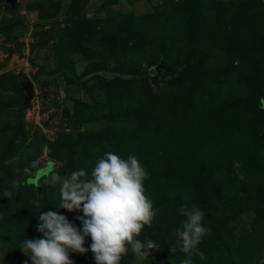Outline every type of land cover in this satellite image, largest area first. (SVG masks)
<instances>
[{"label": "rangeland", "instance_id": "rangeland-1", "mask_svg": "<svg viewBox=\"0 0 264 264\" xmlns=\"http://www.w3.org/2000/svg\"><path fill=\"white\" fill-rule=\"evenodd\" d=\"M105 151L149 172L158 214L139 238L160 247L144 264L184 257L169 250L181 204L211 230L194 264H264V0H0V264H24L21 240L42 235L33 201L58 207L50 170L90 171Z\"/></svg>", "mask_w": 264, "mask_h": 264}, {"label": "clouds", "instance_id": "clouds-1", "mask_svg": "<svg viewBox=\"0 0 264 264\" xmlns=\"http://www.w3.org/2000/svg\"><path fill=\"white\" fill-rule=\"evenodd\" d=\"M238 164L235 161L234 167ZM148 177V170L136 155L121 156L114 151H105L97 157L90 171L76 168L61 175L50 170L44 183L58 188V207L40 212L44 206L33 201V211L39 213L35 232L42 235L24 237L17 248L31 264H73L70 252L87 251L93 254L94 264H120L128 253L137 264H144L149 250L160 247L151 238H139L141 230L150 227L158 214L145 192L144 182ZM15 186L13 180L12 188ZM12 194L6 188L2 197L9 199ZM61 208L78 211L79 226L60 213ZM177 212L184 219L173 230L175 242L169 245V250L184 254L179 264H194V256L204 258L198 245L211 231L202 222L206 212L197 204H181ZM86 238L90 242L85 247Z\"/></svg>", "mask_w": 264, "mask_h": 264}, {"label": "trees", "instance_id": "trees-1", "mask_svg": "<svg viewBox=\"0 0 264 264\" xmlns=\"http://www.w3.org/2000/svg\"><path fill=\"white\" fill-rule=\"evenodd\" d=\"M56 49H57V53L59 55V57H58L59 61L64 60V62H65L69 56V45H68L67 40L64 37L63 38L60 37L56 41ZM151 70L152 71H158V70H160V68L159 67H153ZM44 172H46V171H44ZM44 172L41 171L38 173V175H43Z\"/></svg>", "mask_w": 264, "mask_h": 264}, {"label": "water", "instance_id": "water-1", "mask_svg": "<svg viewBox=\"0 0 264 264\" xmlns=\"http://www.w3.org/2000/svg\"><path fill=\"white\" fill-rule=\"evenodd\" d=\"M7 1L10 2L11 4L14 3V0H7ZM16 46H17V44H16ZM26 91L28 94H30V85L29 84H27V86H26ZM52 166H53V162H50L48 167L51 168Z\"/></svg>", "mask_w": 264, "mask_h": 264}]
</instances>
